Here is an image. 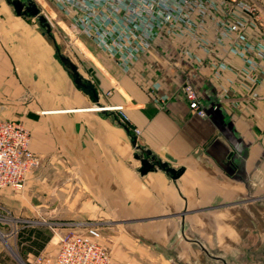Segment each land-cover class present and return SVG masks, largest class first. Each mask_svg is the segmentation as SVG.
<instances>
[{
	"label": "crops",
	"instance_id": "crops-1",
	"mask_svg": "<svg viewBox=\"0 0 264 264\" xmlns=\"http://www.w3.org/2000/svg\"><path fill=\"white\" fill-rule=\"evenodd\" d=\"M240 16L237 9L211 12L191 34L158 39L128 69L107 53L109 59L94 55L95 73L86 79L98 90L96 102L73 84L71 98L68 73L31 35L35 27L25 22L31 31L12 33L19 49L4 48L10 46L5 41L0 45V93L26 87L43 94L36 109L46 117L41 134L31 131L32 151L61 153L97 201L95 209L85 202L77 220L133 223L126 231L158 257L121 264H215L218 254L222 261L240 254L246 241H254L256 258L264 244V203L206 212L264 194V37L248 20L239 29ZM20 19L0 0V33L10 39L22 26ZM186 84L197 92L205 117L190 110L182 93ZM72 99L76 104H68ZM103 106L124 107L128 124L116 111L98 110ZM8 109L0 106V119H12ZM134 141L151 153L144 158L152 163L183 169L180 177L174 180L159 165L142 175L137 155L143 151ZM14 191L3 189L0 196ZM21 206L30 204L23 198ZM249 209L251 222L245 225L238 216ZM53 210L32 205L26 212L52 217ZM49 247L50 241L26 255L54 256L57 248L52 253Z\"/></svg>",
	"mask_w": 264,
	"mask_h": 264
},
{
	"label": "rangeland",
	"instance_id": "rangeland-1",
	"mask_svg": "<svg viewBox=\"0 0 264 264\" xmlns=\"http://www.w3.org/2000/svg\"><path fill=\"white\" fill-rule=\"evenodd\" d=\"M22 1L26 4L28 2L36 4L40 10L39 15L46 19L47 24H42L38 16H28L32 22L27 25L35 27L34 30L37 31L36 34L33 29L26 25L27 22L24 19H20V24H22V26H20V29L17 31H11L10 39L6 38L7 34L4 36L0 33V45L5 41L10 46L4 48L19 49L16 43L17 41L12 38V33L16 32V35L19 36L18 32L31 29V35H34L41 41L40 45L46 49V52L52 54L57 63L63 66L68 73L71 81L70 96L73 98L75 89L72 84L77 86L74 81V72L68 62L62 61V57L77 66L80 76L83 78V81L86 82L89 80L86 79L87 75L91 78V71L95 73L94 55L101 54L107 59H109V56L107 55V57L106 52L95 45L92 39L83 32L78 23L74 22L73 18L60 11L53 0ZM48 28L50 29V33L47 37H44L42 33L47 32ZM20 35L22 36V33H20ZM50 38H52V40ZM39 49L41 50L43 48L39 47ZM21 50L25 52L23 48ZM6 80L5 82L7 84L10 80L9 78ZM89 81L92 82V80ZM10 90L9 93L7 91L5 94L4 92L0 93V106L9 107L7 118H12L13 120L2 118L0 119V123L15 121L21 124L30 134L31 149V131L34 133L39 131L41 134L40 130L44 127L42 120L46 116L43 115L41 110L39 111L36 109L37 105H40L43 99V94L35 93L26 87L20 88V91H15L14 89ZM54 104L64 105L63 102H55ZM68 104H76V102L72 99ZM95 107L98 106L95 105ZM15 118L19 120H14ZM21 121L24 122L22 123ZM35 154L39 158L40 165L28 177L24 189L3 193V195L0 196V264L43 263V258L48 256L47 254L43 257L38 256L36 258H29V256L26 255V252L29 249L31 250V246L27 244V242H23L20 237V233L25 230L37 229L42 231L44 236L50 239L49 249L53 250V253L57 248L60 236L82 233L89 226H95L100 230L102 242L111 251L113 264L129 262L145 263L152 260L158 261V257L151 255V252L142 244V241L131 237L126 231V227L131 229L130 224L133 223L112 220H77V214L83 212V208L86 209V206H84L85 202L90 204L92 209H95L93 202L96 203L97 201L93 197V193L83 188L77 168L69 165L68 160L63 158L61 153L54 152L52 155L45 153H43V155L39 153ZM29 192L31 193L30 196L28 195ZM257 196L258 197H245V199L236 201L234 204L228 203L209 206L206 212L226 211L235 205H237V207L245 206L251 202L264 203V194ZM23 198L27 199L30 207H32V205L42 206L44 211L47 208H54V215L52 217L46 215H36L35 217L27 216L26 210L30 207L21 206ZM43 201L47 205L46 208L45 205H38V202L42 203ZM250 210L251 209L246 211L245 216H238L245 220V225L251 222L247 217ZM237 218L232 222L234 227H236L234 224ZM233 239L235 240L234 237ZM253 243L254 241H251V243L246 241L244 246H242L245 248L246 252L242 254V248L239 250L240 254L230 253L228 258L225 257L227 262H229V264H264V244L256 251L258 256L254 258L255 250L251 247ZM218 257L221 258L222 254H218ZM260 259L263 260L261 263L259 261ZM214 263L218 264L216 261Z\"/></svg>",
	"mask_w": 264,
	"mask_h": 264
},
{
	"label": "built area",
	"instance_id": "built-area-1",
	"mask_svg": "<svg viewBox=\"0 0 264 264\" xmlns=\"http://www.w3.org/2000/svg\"><path fill=\"white\" fill-rule=\"evenodd\" d=\"M56 7L73 18L96 46L128 69L142 53L158 39L175 35L185 37L200 28L211 12H241L247 25L260 29L264 37V0H53ZM253 27V28H254ZM245 41L243 35L239 38ZM238 49L234 50L238 53ZM182 93L190 110L200 117L207 115L192 85ZM110 95V93H109ZM99 110L101 108H98ZM120 113L128 124L123 107H110ZM128 126V125H127ZM138 134V130L134 129ZM40 165L30 149V134L19 123H0V191L23 190L28 177ZM42 264H113L111 251L103 244L102 234L95 226L82 233L60 236L56 254L44 257Z\"/></svg>",
	"mask_w": 264,
	"mask_h": 264
},
{
	"label": "water",
	"instance_id": "water-1",
	"mask_svg": "<svg viewBox=\"0 0 264 264\" xmlns=\"http://www.w3.org/2000/svg\"><path fill=\"white\" fill-rule=\"evenodd\" d=\"M7 3L9 5H11L17 16L21 17L22 19H24L27 23H31V19H29L28 16H35V17H39V21L46 25V19L43 16H40V10L38 9L37 5L32 3V2H28L27 4L25 2H23L22 0H6ZM50 33V29L48 28L47 32H43L42 35L44 37H47L48 34ZM52 40V38H50ZM62 61L64 62H68L72 71L74 72V81L75 84L77 85V88L79 90H82L84 92L85 95H87L88 97H90L91 100L93 101H98L99 100V93L98 90L95 86L94 83H92L91 81H83V78L80 76L79 71L77 66H75L73 63H70L66 58L62 57ZM91 73L93 74V72L91 71ZM133 145L135 146V148H137L138 151L141 150L140 146H136V141L133 142ZM143 151L142 154L137 155V159L140 160L141 162V168H140V173L142 175H146L147 173H149L150 171L155 170L156 165H159L160 168H162L163 170H165L168 174L171 175V177L176 180L180 177L181 173L183 172V169H174L173 167H170L167 163H162V162H156V163H152L151 160H153V158L150 160L149 158H144V154L151 156V153L149 151ZM214 261H216L218 264L219 262H222V264H229L227 261H222V258H217L214 257Z\"/></svg>",
	"mask_w": 264,
	"mask_h": 264
},
{
	"label": "trees",
	"instance_id": "trees-1",
	"mask_svg": "<svg viewBox=\"0 0 264 264\" xmlns=\"http://www.w3.org/2000/svg\"><path fill=\"white\" fill-rule=\"evenodd\" d=\"M20 237L23 242H29V245L32 248L41 251L45 245L50 241L48 237H45L42 231L37 229L25 230L20 233ZM30 250V249H29Z\"/></svg>",
	"mask_w": 264,
	"mask_h": 264
},
{
	"label": "bare ground",
	"instance_id": "bare-ground-1",
	"mask_svg": "<svg viewBox=\"0 0 264 264\" xmlns=\"http://www.w3.org/2000/svg\"><path fill=\"white\" fill-rule=\"evenodd\" d=\"M107 108H108L107 106H105V107H101L100 111H108ZM96 109H97V108H96ZM123 109H124V107H123ZM98 110H99V109H98Z\"/></svg>",
	"mask_w": 264,
	"mask_h": 264
}]
</instances>
